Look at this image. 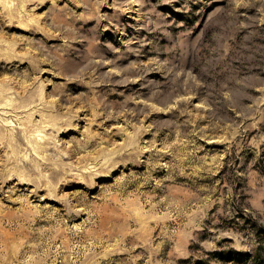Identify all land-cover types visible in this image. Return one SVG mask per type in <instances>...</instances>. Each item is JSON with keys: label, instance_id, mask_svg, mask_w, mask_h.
I'll use <instances>...</instances> for the list:
<instances>
[{"label": "rangeland", "instance_id": "1", "mask_svg": "<svg viewBox=\"0 0 264 264\" xmlns=\"http://www.w3.org/2000/svg\"><path fill=\"white\" fill-rule=\"evenodd\" d=\"M0 264H264V0H0Z\"/></svg>", "mask_w": 264, "mask_h": 264}]
</instances>
